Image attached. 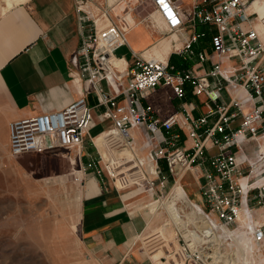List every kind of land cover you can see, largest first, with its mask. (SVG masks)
<instances>
[{
    "label": "crops",
    "instance_id": "crops-1",
    "mask_svg": "<svg viewBox=\"0 0 264 264\" xmlns=\"http://www.w3.org/2000/svg\"><path fill=\"white\" fill-rule=\"evenodd\" d=\"M117 1L26 0L10 4L4 11L0 10V161L8 160L10 155V122L60 110L79 96L83 81L78 80L79 69L74 67L71 60L80 47V27L88 25V21L81 22L80 19L85 14L92 18L98 17L106 5L111 8V12H108L109 20L127 30V41L133 51L145 59L166 61L177 71L198 77L206 76L211 88L215 85V79L207 75L214 62L210 55V36L215 29L210 25L190 20V0H179L186 24L181 31L175 33L169 32L165 25H157L155 17H160L153 11L149 2L135 0L130 8L115 11ZM144 1L147 4H144ZM0 4H3L2 0ZM100 23L104 24V21L101 19ZM193 33H200L202 36L192 44V55L180 53L178 50ZM164 40L169 43L167 51L159 45ZM198 54H204L206 58L200 61ZM114 55L121 59V76L127 79L133 71L134 59L130 49L125 45L120 46L115 49ZM238 66L239 62L236 60L224 61L222 69L231 72ZM96 87L105 92L111 90L106 80L97 81ZM245 94L242 87L225 84L221 89L219 104L226 105L230 99L240 100ZM120 98L117 97V100ZM86 102L92 114L88 133L83 139L79 153L76 150L68 151L69 156L66 158H73L75 163H81L83 157H86V162L98 159L100 153L94 146L93 139L112 125L111 119L105 116L106 108L98 104L95 91L86 95ZM142 103L151 107L152 116L164 119L176 115L178 125L171 128L167 138H171L176 147L185 149H189L193 142L187 131L181 128L182 122L186 117L196 120L206 116L214 106L204 94H193L189 83L184 84L182 98L175 97L170 87L160 86L147 95ZM251 108L247 103L242 110L246 112ZM234 111L235 108L231 107L227 114ZM218 117V113L210 115L207 124L197 131L200 141L204 140V131L210 128ZM239 122L237 113L229 122L230 128L236 127ZM186 124L188 121H185ZM228 130L225 129L224 133H228ZM130 134L133 138L134 156L145 159L153 147L149 145L145 132L133 128ZM222 135L216 133L214 137L221 139ZM161 136L164 137L163 131L160 132ZM202 145L201 153L193 160V166L199 175L204 169L211 170L209 158L219 153L218 147L213 145L210 139L204 140ZM243 152L252 159L259 152L264 154V136L257 140L251 138L245 141ZM154 171L155 174L163 173L168 185L173 186L179 181L192 202L197 205L204 204L198 192L201 178L180 167H176L175 174L169 175L165 171L163 160L158 162L156 168L152 166L151 169L147 165L139 169L129 166L119 175L122 176L121 182L123 181L120 185H116V179L97 177L92 171L84 172L77 196L79 214L76 227L77 239L86 258L98 264H154L151 258L142 256L140 250H135V241L145 230L147 219L151 216L148 206L152 203L146 201L148 197L153 196L154 190L156 194L161 190L159 178L151 173ZM262 175L264 172L260 177ZM12 176L15 177L14 172ZM151 178L155 180V184L152 190L148 191L145 180ZM35 181L40 182L38 179ZM61 189L58 188L59 191ZM48 190L52 188L49 187ZM61 192L67 194L66 190ZM194 196L199 199L198 202ZM255 203V198L250 196L249 204L254 208L256 222L264 224V198L260 208L257 209ZM254 247L264 252V244Z\"/></svg>",
    "mask_w": 264,
    "mask_h": 264
},
{
    "label": "built area",
    "instance_id": "built-area-1",
    "mask_svg": "<svg viewBox=\"0 0 264 264\" xmlns=\"http://www.w3.org/2000/svg\"><path fill=\"white\" fill-rule=\"evenodd\" d=\"M141 1L143 0H139ZM148 1L169 32L181 31L186 20L179 0ZM254 2L264 5V0H190V20L215 29L210 36V55L214 62L207 74L216 81L212 88L206 76L198 77L177 71L166 61L145 59L133 51L127 41V30L109 20L110 6L106 5L95 18L85 14L80 21H88V25L80 27V47L71 60L74 67L79 69L78 80L83 81L79 96L60 110L10 122V156L16 158L56 150H76L79 153L92 118L86 95L95 91L98 104L106 108L105 116L111 119L112 125L107 131L113 132V135L106 142V158L98 156V159L88 162L83 171L92 169L95 176L114 180L129 166L139 169L147 165L151 169L152 166L156 168L160 160L164 161L165 171L169 175L176 173V167L189 170L202 180L198 192L204 204L198 206L205 219L214 221L227 231L229 227L238 226V215L244 213L246 223L242 229L255 246H262L264 224L256 222L249 199L253 196L256 208L261 207L264 182L259 177L264 172V154L259 152L252 159L243 152L245 141L264 136V13L250 9ZM201 36L200 33L191 34L178 51L192 55V44ZM124 45L130 49L134 59L133 71L127 79L121 76V59L114 55L115 49ZM197 57L200 61L206 58L204 54H198ZM235 60L239 62L238 68L231 72L222 69L224 61ZM99 80H106L111 90L105 92L98 89L96 83ZM185 83L191 85L193 94H204L214 105L210 114L196 120L186 117L182 122L181 128L187 131L193 142L189 149L178 148L171 138H167L171 128L178 125L176 115L164 119L152 116L151 107L142 103L147 95L160 86L170 87L175 97L182 98ZM225 84L242 87L246 92L245 100L230 99L226 105L219 104L221 89ZM119 96L121 98L117 100ZM247 103L252 108L244 112L242 107ZM231 107L235 111L227 114ZM214 113L219 114L218 120L204 131V140L210 139L218 147L219 153L209 158L211 170L204 169L199 175L193 166V160L201 153L204 140H199L197 131L207 124V118ZM237 113L240 122L236 127L230 128L229 122ZM185 121L188 124L185 125ZM133 128L142 129L149 145L153 146L145 159L134 156L133 138L130 134ZM227 128L229 130L225 134ZM161 131L164 132V137H160ZM216 133L223 134L221 139H215ZM122 151L129 152V159L115 157L116 153ZM123 163L128 165L124 168ZM151 173L159 178L162 189L166 176L163 173L155 174V171ZM145 182L147 190H152L155 180L151 178ZM189 255L187 264H205L199 255Z\"/></svg>",
    "mask_w": 264,
    "mask_h": 264
},
{
    "label": "rangeland",
    "instance_id": "rangeland-1",
    "mask_svg": "<svg viewBox=\"0 0 264 264\" xmlns=\"http://www.w3.org/2000/svg\"><path fill=\"white\" fill-rule=\"evenodd\" d=\"M134 1L116 3L115 11L126 10ZM155 20L158 26H164L156 17ZM103 145L95 144L100 155L106 158V143ZM124 152L127 153L119 157L129 159V152ZM67 156L68 151L56 150L16 158L8 155V160L0 161V264H98L84 256L77 239L78 197L70 187H75L77 178L80 183L84 172L92 169L83 171L88 163L86 157L71 166ZM115 157L119 158L117 153ZM127 165L123 163L122 167ZM72 169L78 174H70ZM121 177H116V185L123 182ZM43 178L52 179L41 180ZM259 178L263 179L264 175ZM37 179L40 182L35 181ZM49 187L52 190L49 191ZM59 187L62 188L60 191ZM170 187L164 182L160 192L156 194L154 190L152 198L148 197L146 201L152 203L148 209L150 217L156 220V228L153 233L143 231L136 239L135 250H140L142 256L151 258L154 264H159V260H166L168 264H187L189 253L199 255L205 264H264L259 260L264 252L253 247L243 226L229 227V231L237 230L236 237L212 238L216 232L208 227L205 219H199L201 213L195 207L198 205L188 197L195 206L180 200L172 201L168 195ZM63 189L67 194L61 192ZM194 199L199 201L196 196ZM250 244L252 252L248 248Z\"/></svg>",
    "mask_w": 264,
    "mask_h": 264
},
{
    "label": "bare ground",
    "instance_id": "bare-ground-1",
    "mask_svg": "<svg viewBox=\"0 0 264 264\" xmlns=\"http://www.w3.org/2000/svg\"><path fill=\"white\" fill-rule=\"evenodd\" d=\"M26 0H2V3L3 4H0V10L3 11V10H6L10 4H17V3H20V2H24ZM123 2H127V4L129 3V0H118L116 3L120 4V3H123ZM115 3V4H116ZM131 3V2H130ZM124 5V4H123ZM124 6H127V5H124ZM130 6V5H129ZM130 8V7H129ZM251 10L253 11H256V12H259L260 14L264 13V5L259 3V2H254L251 7H250ZM162 24L163 22L158 18L156 17ZM157 23V22H156ZM164 25V24H163ZM161 27V26H159ZM161 47L164 48V51H167L168 48H169V43H168V40H164L162 41L160 44H159ZM121 49V48H120ZM120 69V68H119ZM245 91V90H244ZM246 93V92H245ZM246 95V94H245ZM244 95V98L240 99L241 101H244L245 100V96ZM111 135H113V132H108V131H104L103 133H101L100 135L96 136L93 140H94V143L99 146V147H103L104 143H106L107 139L109 137H111ZM124 152V151H123ZM121 152L118 154L121 155V154H126L127 152ZM126 158V157H125ZM69 161H70V165H74L75 164V160L73 158H69ZM189 171V170H188ZM73 173H76L78 174V171L77 170H74L72 169V172L70 174H73ZM60 177H65V176H60ZM78 178L75 180L76 181V185L75 187H72V190H74V194H76V196H78L79 194V182H77ZM264 182V178L262 180ZM65 191V189H63ZM73 192V191H72ZM168 195L171 197L172 201L174 200H180L181 202H185V204H187L188 206L190 205H194V203H192L188 198H187V194L186 192L184 191V189L182 188V186L180 185L179 181H177L173 186H171L169 188V192H168ZM176 202H171V204H174ZM195 206V205H194ZM197 208V210L201 213V217L199 218L201 221H204L205 219V216L203 215V213L201 212V209L199 208V206H195ZM196 210V209H195ZM238 227H241V226H244L245 224V221H246V216L244 213H240L238 215ZM156 221V220H155ZM155 221L150 217L147 219V226L144 230V232L146 233H153L155 232V226H156V223ZM209 228L215 230L216 234L212 236V238H216V237H219V238H230V237H236L237 236V230H234V231H226L224 230L222 227L218 226L214 221H209V220H206L204 221ZM159 228H157L156 230H158ZM166 230H164V232H166ZM230 240V239H229ZM205 241V240H204ZM203 241V242H204ZM206 241H209V239ZM200 242V241H199ZM210 242V241H209ZM208 242V243H209ZM249 245V244H247ZM251 246H248L249 250H251V252L253 251V247H252V244H250ZM229 247V246H228ZM263 254V253H262ZM258 256V255H257ZM208 258V257H206ZM260 262H263L264 263V256L261 257V259H259ZM159 264H168L169 262L168 261H158Z\"/></svg>",
    "mask_w": 264,
    "mask_h": 264
}]
</instances>
